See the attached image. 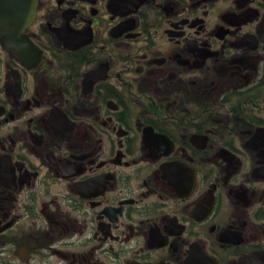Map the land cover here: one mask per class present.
Returning <instances> with one entry per match:
<instances>
[{"label":"flooded vegetation","instance_id":"af4514ba","mask_svg":"<svg viewBox=\"0 0 264 264\" xmlns=\"http://www.w3.org/2000/svg\"><path fill=\"white\" fill-rule=\"evenodd\" d=\"M0 39V264H264V0H38Z\"/></svg>","mask_w":264,"mask_h":264},{"label":"water","instance_id":"95a60500","mask_svg":"<svg viewBox=\"0 0 264 264\" xmlns=\"http://www.w3.org/2000/svg\"><path fill=\"white\" fill-rule=\"evenodd\" d=\"M38 0H0V39L13 53H32L34 44L22 31L36 16Z\"/></svg>","mask_w":264,"mask_h":264},{"label":"rangeland","instance_id":"374dc122","mask_svg":"<svg viewBox=\"0 0 264 264\" xmlns=\"http://www.w3.org/2000/svg\"><path fill=\"white\" fill-rule=\"evenodd\" d=\"M23 264H25V263H23Z\"/></svg>","mask_w":264,"mask_h":264}]
</instances>
